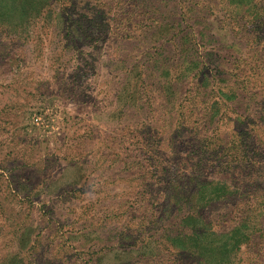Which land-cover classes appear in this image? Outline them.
Instances as JSON below:
<instances>
[{
    "label": "rangeland",
    "instance_id": "rangeland-1",
    "mask_svg": "<svg viewBox=\"0 0 264 264\" xmlns=\"http://www.w3.org/2000/svg\"><path fill=\"white\" fill-rule=\"evenodd\" d=\"M0 264H264V0H0Z\"/></svg>",
    "mask_w": 264,
    "mask_h": 264
}]
</instances>
